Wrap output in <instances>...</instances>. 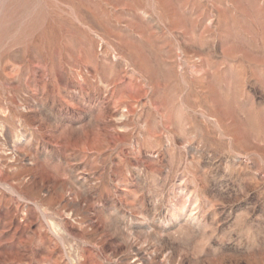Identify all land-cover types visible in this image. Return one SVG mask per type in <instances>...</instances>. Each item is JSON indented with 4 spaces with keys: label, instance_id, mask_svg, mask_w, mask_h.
<instances>
[{
    "label": "rangeland",
    "instance_id": "obj_1",
    "mask_svg": "<svg viewBox=\"0 0 264 264\" xmlns=\"http://www.w3.org/2000/svg\"><path fill=\"white\" fill-rule=\"evenodd\" d=\"M0 264H264V0H0Z\"/></svg>",
    "mask_w": 264,
    "mask_h": 264
}]
</instances>
